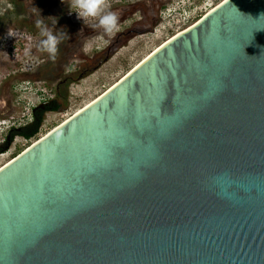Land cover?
I'll return each instance as SVG.
<instances>
[{
    "label": "water",
    "instance_id": "obj_1",
    "mask_svg": "<svg viewBox=\"0 0 264 264\" xmlns=\"http://www.w3.org/2000/svg\"><path fill=\"white\" fill-rule=\"evenodd\" d=\"M0 264H264V0H225L0 168Z\"/></svg>",
    "mask_w": 264,
    "mask_h": 264
},
{
    "label": "rangeland",
    "instance_id": "obj_2",
    "mask_svg": "<svg viewBox=\"0 0 264 264\" xmlns=\"http://www.w3.org/2000/svg\"><path fill=\"white\" fill-rule=\"evenodd\" d=\"M223 0H107L119 17L105 34L83 21L70 0H0V145L11 129L31 122L41 103L67 97L65 110L48 112L37 138L16 136L0 153V167L89 102L105 94L164 41L200 20ZM42 20L41 27L36 26ZM60 38L55 58L42 51L41 28Z\"/></svg>",
    "mask_w": 264,
    "mask_h": 264
},
{
    "label": "clouds",
    "instance_id": "obj_3",
    "mask_svg": "<svg viewBox=\"0 0 264 264\" xmlns=\"http://www.w3.org/2000/svg\"><path fill=\"white\" fill-rule=\"evenodd\" d=\"M107 0H70V8L75 11L77 18L83 21L96 20V27L105 34L114 33L119 26V17L113 11H105ZM42 20H37L36 26L41 27ZM41 35L45 38L40 41V48L55 58L58 52L60 38L46 27L41 28Z\"/></svg>",
    "mask_w": 264,
    "mask_h": 264
},
{
    "label": "trees",
    "instance_id": "obj_4",
    "mask_svg": "<svg viewBox=\"0 0 264 264\" xmlns=\"http://www.w3.org/2000/svg\"><path fill=\"white\" fill-rule=\"evenodd\" d=\"M57 100L58 99H53L45 101L43 104L41 103L42 105H45L44 103H48V105L44 108H42L40 105L35 107L32 112V119L30 123H27L26 125L17 129H11L8 138L6 139V143L4 145H0V153L7 151L9 143H11L16 136H21L26 140L37 138L44 124L45 114L48 112H60L65 110L67 97H63V101L61 103H58Z\"/></svg>",
    "mask_w": 264,
    "mask_h": 264
},
{
    "label": "bare ground",
    "instance_id": "obj_5",
    "mask_svg": "<svg viewBox=\"0 0 264 264\" xmlns=\"http://www.w3.org/2000/svg\"><path fill=\"white\" fill-rule=\"evenodd\" d=\"M224 1H225V0L221 1V2L218 3L217 5L213 6L208 12H210L212 9H214L215 7H217L218 5H220V4H221L222 2H224ZM208 12H207V13H208ZM181 31H182V30H181ZM178 33H179V32H178ZM168 40H169V39H168ZM165 42H166V41H164V42L161 43L158 47H156V48H155L150 54H148V55H147V56H146L141 62H139V63H138V64H137L132 70H134L139 64H141L146 58H148V57H149V56H150L155 50H157V49H158L161 45H163ZM132 70H130L128 73H130ZM127 75H128V74H126L124 77H126ZM122 79H123V77H122ZM119 82H120V81H119ZM117 83H118V82H117ZM117 83H116V84H117ZM116 84L112 85V86L110 87V89H111L113 86H115ZM110 89H109V90H110ZM109 90H108V91H109ZM100 97H101V96H100ZM98 98H99V97H98ZM98 98H97V99H98ZM97 99H94L93 101L89 102L84 108H86L87 106H89L91 103H93V102H94L95 100H97ZM84 108H83V109H84ZM83 109H80L76 114H78V113H79L80 111H82ZM76 114H75V115H76ZM75 115H74V116H75ZM69 119H70V118H69ZM69 119H67L66 121H68ZM66 121H65V122H66ZM65 122H63V123H65ZM63 123H62V124H63ZM62 124H61V125H62ZM56 128H57V127H56ZM11 160H12V159H11ZM11 160L8 161L6 164H4L2 167H4L5 165H7L8 163H10ZM2 167H0V168H2Z\"/></svg>",
    "mask_w": 264,
    "mask_h": 264
},
{
    "label": "flooded vegetation",
    "instance_id": "obj_6",
    "mask_svg": "<svg viewBox=\"0 0 264 264\" xmlns=\"http://www.w3.org/2000/svg\"><path fill=\"white\" fill-rule=\"evenodd\" d=\"M43 104V103H42ZM42 104H40V106L42 107V108H44L45 106H47L48 105V103L46 104V103H44L45 105H42Z\"/></svg>",
    "mask_w": 264,
    "mask_h": 264
}]
</instances>
